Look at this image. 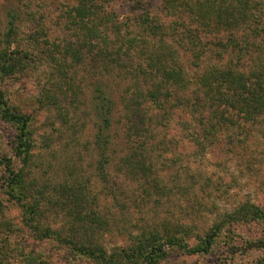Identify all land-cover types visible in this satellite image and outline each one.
<instances>
[{
	"label": "rangeland",
	"instance_id": "obj_1",
	"mask_svg": "<svg viewBox=\"0 0 264 264\" xmlns=\"http://www.w3.org/2000/svg\"><path fill=\"white\" fill-rule=\"evenodd\" d=\"M74 2L0 0V39L12 16L35 12L45 24V35L41 41L46 39L44 45L49 49L57 46L53 52L57 62H61L53 66L51 81L48 82L49 71L41 83L33 80L31 72H25L18 74L15 81L8 82L5 94L16 110L30 116L32 157L29 167L32 182L52 188L77 178L85 187L95 211L109 218V230L99 235L109 250L127 245L141 232H164L177 226L186 230L181 234L183 238L193 243L197 233L207 231L225 213L240 204L249 202L264 207V112L257 119L248 121L240 119L234 112H227L236 116L238 126H229L228 133L215 131L209 135L203 126L209 122L214 105L208 108L209 111L194 109L191 103L202 96H198L200 90L191 83L187 92H175L173 86L171 89L170 86L162 87L161 92L166 88L171 90V96L167 98L169 113L162 121L161 110L151 101L138 100V86L141 90L146 86L153 87L161 76L152 74L151 81H144L141 75L137 79L131 74L139 73V64L150 70L147 56L144 53L138 56L136 52L151 44V40L140 29L129 31L126 26L129 18L127 6L117 4L113 10L118 14L120 40L109 33L105 43L97 41L88 47L74 33L68 21V11ZM262 14L264 23V11ZM180 16L195 28L192 16ZM164 18L168 22L177 20V16ZM197 33L201 42L200 46L194 47L199 52L197 69L190 47L183 49L177 46L188 77H196L197 72L212 62L221 67L235 66L243 70L262 62V67L258 68L264 75V30L262 37H258L252 27L245 26H223L220 30L210 31H202L198 27ZM132 35L137 36V46L125 56L127 44L125 46L123 38ZM184 43L190 45L188 40ZM71 44L79 48L81 58L78 61L74 59L73 52L64 51ZM118 48L122 49L121 54H116ZM101 49L111 57L120 56L124 62L119 61L118 65L109 62L108 56L102 59ZM53 82L56 85H52ZM97 90H102L113 103L108 129L110 142L106 150V181L98 170L99 156L94 143L99 125L94 108ZM123 98L130 100L143 115L148 129L141 135L129 128L126 115L131 114L124 109ZM188 99L190 103H187ZM200 113L206 119L205 124L200 123ZM211 114L213 117L214 113ZM133 121H138V117ZM193 132L199 134V143L191 138ZM14 138L15 128L0 120V156L12 155ZM131 146H142L149 152L150 172H153L150 175L156 178L154 181L149 177L148 181L131 178L120 169V159ZM14 163H18L16 159ZM2 175L3 167L0 166V222L9 221L11 224L3 243L8 246L7 264H25L26 256L33 251L44 256L50 264H93L81 256L73 258L75 252L56 243L36 240L33 229L22 223L20 207L2 194ZM53 212L51 209L48 221L57 228L66 217L62 210ZM167 222L170 225H166ZM263 229L261 222L233 224L218 238L214 250L208 255L186 254L174 248L165 259L155 264H253L264 254L248 244L262 238Z\"/></svg>",
	"mask_w": 264,
	"mask_h": 264
},
{
	"label": "trees",
	"instance_id": "obj_2",
	"mask_svg": "<svg viewBox=\"0 0 264 264\" xmlns=\"http://www.w3.org/2000/svg\"><path fill=\"white\" fill-rule=\"evenodd\" d=\"M117 4L127 6L129 18L126 26L129 31L140 29V32L151 40V44L136 52L138 56H143V53L147 56V66L150 70L139 64L137 71L139 73L131 72V74L137 79L141 75L144 81H151L152 74L161 76V80L158 83L154 82L153 87L146 86L145 90H141V86H138L137 90H139L138 100L139 98L149 100L161 110L162 121L169 113L167 98L171 96V90L166 88L165 92H161L162 87L170 86L171 89L173 86L175 92L177 90L187 92L191 83L200 90L198 96H202L196 98L197 102L191 103L195 106L194 109L198 107V110L209 111L208 108L214 105L210 110L209 122L206 123V119H203L204 115L199 114L200 123H206L203 127L209 135L215 131L228 133L229 126L234 128L238 126L237 115L240 119L248 121L255 120L263 114L264 75L258 68L262 67V62H258L257 66H251L253 68L249 70L235 66L221 67L213 62L207 63L195 74L196 77H188L179 59L178 47L183 49L190 47L193 64L197 69L199 62H196V59L199 57V52L194 47L200 46L201 43L197 33L198 27L202 31L220 30L223 26L252 27L256 35L262 37L264 0H75L68 11L69 24L88 47L97 41L105 43L109 33H113L116 39L120 40L122 34L120 23L117 21L118 14L113 11ZM180 15L192 16L195 19L192 23L195 28L189 26L191 22L187 23ZM164 16H177V20L168 22ZM43 35H45V24L35 12H27L22 16L18 14L12 16L0 39V120L15 128L12 155L0 156L4 180L1 184L4 189L2 194L20 207L22 223L33 229L36 240L42 243L45 241L56 243L68 251L75 252L73 258L81 256L93 264H155L165 259L169 251L174 248L186 254L208 255L214 250L218 238L233 224L243 222L264 224V207L244 202L233 211L225 213L207 231L202 234L197 233L196 241L193 243L183 238L181 234L186 230L177 226L174 230L170 227L171 229H165L164 232L144 231L133 237L125 246L107 249L100 241L99 235L109 230V218L102 217L100 212L95 211L93 202L86 195L85 187L77 178L52 188L37 186L32 182L29 167L32 157V142L29 136L30 116L16 110L5 95L8 82L15 81L18 74L31 72L33 80L41 83L46 80V72L49 71L48 82L52 80L50 74L53 66H58L61 62H57L58 58L53 52L57 46L52 49L47 48L44 45L47 40L43 42L40 39ZM136 38V35L123 38L125 46L127 44L124 49L125 56L137 46ZM187 40L190 45L183 44V41L187 42ZM64 51L73 52L77 61L81 58L79 48L72 44ZM121 51L122 49L118 48L116 54H121ZM99 54L102 59L108 56L109 62L118 65L124 62L120 56L111 57L110 53L102 49ZM52 85H56V82ZM97 92L94 108L99 125L94 143L99 156L98 170L102 179L106 181L105 164L108 162L106 150L110 142L108 129L113 103L102 90ZM123 101L124 109L131 114L126 115L129 128L141 135L148 129L145 128L143 115L132 106L130 100L123 98ZM187 101L190 103V99ZM230 111L236 116L227 114ZM211 113H214L213 117ZM135 117H138V121L134 122ZM190 135L199 143V134L193 132ZM147 153L149 152L142 146H131L120 159V169L131 178L143 179V181L152 178L154 181L156 178L150 175L151 158ZM15 159L18 163H14ZM51 209H54L53 213L62 210L66 217L64 223L57 228L48 221ZM166 225L170 224L167 222ZM10 230V222L2 220L0 264L9 262L6 257L8 246H4L3 243L6 242L5 238ZM248 245L261 250L264 254V236ZM26 258L25 264H50L44 256L35 251ZM253 264H264V256Z\"/></svg>",
	"mask_w": 264,
	"mask_h": 264
}]
</instances>
